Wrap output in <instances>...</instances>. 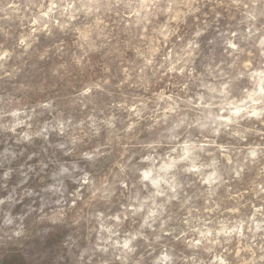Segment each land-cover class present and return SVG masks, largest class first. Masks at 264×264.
Listing matches in <instances>:
<instances>
[{"label":"clouds","instance_id":"obj_1","mask_svg":"<svg viewBox=\"0 0 264 264\" xmlns=\"http://www.w3.org/2000/svg\"><path fill=\"white\" fill-rule=\"evenodd\" d=\"M0 264H264V0H0Z\"/></svg>","mask_w":264,"mask_h":264}]
</instances>
